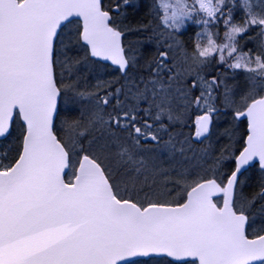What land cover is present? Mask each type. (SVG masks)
Instances as JSON below:
<instances>
[{
    "label": "snow or ice",
    "instance_id": "obj_1",
    "mask_svg": "<svg viewBox=\"0 0 264 264\" xmlns=\"http://www.w3.org/2000/svg\"><path fill=\"white\" fill-rule=\"evenodd\" d=\"M0 264H264V0H0Z\"/></svg>",
    "mask_w": 264,
    "mask_h": 264
}]
</instances>
